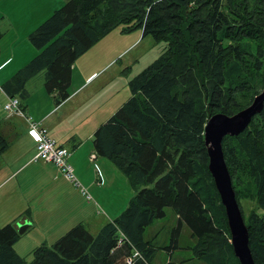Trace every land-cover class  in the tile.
Listing matches in <instances>:
<instances>
[{"label":"trees","instance_id":"obj_1","mask_svg":"<svg viewBox=\"0 0 264 264\" xmlns=\"http://www.w3.org/2000/svg\"><path fill=\"white\" fill-rule=\"evenodd\" d=\"M119 25L165 42L93 136L95 152L136 193L95 235L79 223L51 246H36L29 262L14 249L15 223L0 226V264H114L135 251V264H161L163 255L165 264H241L208 169L204 127L215 113L246 107L264 85V0H67L28 34L38 52L4 91L24 101L25 83L43 71L45 89L62 102L75 60ZM8 142L0 123V154ZM222 150L240 208L243 198L254 202L246 217L241 212L254 262L264 264V107L243 132L223 137ZM169 206L174 227L164 223ZM155 221L163 224L147 236Z\"/></svg>","mask_w":264,"mask_h":264},{"label":"crops","instance_id":"obj_2","mask_svg":"<svg viewBox=\"0 0 264 264\" xmlns=\"http://www.w3.org/2000/svg\"><path fill=\"white\" fill-rule=\"evenodd\" d=\"M40 1L4 0L0 6V26L4 18L8 25L7 32H2L8 40L6 57L0 59V123L9 141L0 154V214L6 223L29 222L27 230L37 226L34 221L43 214V223L54 225L55 242L67 229L82 223L85 212H100L99 198L104 195L109 172L114 178L117 174L93 146L95 130L117 111L119 103L116 72L110 68L116 63L117 48L113 42L101 44L105 36L80 55L72 65L69 96L60 103L45 89L44 72L37 73L25 83L28 96L20 100L21 114L8 112L4 105L10 96L2 85L38 52L28 34L41 23L43 8H34ZM27 117L40 122L51 138L70 150L69 162L81 187L92 189L98 202L92 204L90 195L67 181L53 163L33 160L36 140ZM37 196L39 200L34 199ZM107 213L95 231L117 217L115 211Z\"/></svg>","mask_w":264,"mask_h":264},{"label":"rangeland","instance_id":"obj_3","mask_svg":"<svg viewBox=\"0 0 264 264\" xmlns=\"http://www.w3.org/2000/svg\"><path fill=\"white\" fill-rule=\"evenodd\" d=\"M3 1L4 0L0 1V6L3 3ZM66 1L67 0H49V1L41 0L34 7V8H38V7L43 8L40 9L41 10L40 22L42 23L46 18L50 16V14L53 13L54 10L60 8ZM46 7L48 8L45 9ZM1 24L3 27L0 26V31L7 32L6 31L7 30L6 28L8 26L7 18H4ZM37 26L38 25H36V27ZM123 26L124 25H119L114 29H112L109 33L105 35L106 36L105 40L101 42V44L113 42L114 47L117 48V56L113 60V62L116 61V63L110 67L113 69V71L116 72L115 74L117 76L116 79H114L117 82V101H119V103L117 104V109L119 108L118 106H120L121 102L123 103L130 96L128 81L134 75L139 73L142 69L148 66L151 62H153L157 57H159L165 49L164 41H156L150 35L142 36V30L140 28L125 31L123 30ZM17 30L19 31L20 34L22 33L20 28L18 29L17 27ZM102 38H100L99 40H101ZM7 40H8V35H3L0 41V59L6 57L7 52L5 50V47ZM105 77L108 78L109 75H106ZM67 151H68L67 161L69 162L70 150L67 149ZM105 158L108 159L107 161L112 163L111 164L112 167L116 169V173H117L116 177L114 178L112 173L109 172V182L106 184L104 195H101V197L99 198V203H98L99 206L97 208L100 210V212L95 211V213H93L92 210L90 212H85L82 216V223H80L83 224L88 229L89 232H92L93 235H95L97 232L95 231V228H97L99 224H103L101 223L103 222L102 218H107V214H108L107 212L115 211L116 212L115 216L118 217L126 209L130 199L136 193V191L130 185V182L126 177V175L122 173V171L112 162V160H110L107 157ZM97 177L99 179L98 173H97ZM82 186L84 187L86 193L90 195L89 201H92L91 202L92 204L94 201L98 202L95 196L93 195L92 189H89L84 185ZM80 188H82L81 184H80ZM34 199L39 200V197L37 196ZM240 203L244 216L246 217L249 214L251 208L254 207V202L248 198H243L240 200ZM165 211H166V217L164 223H167L169 227L172 225L174 227L176 225L177 218L172 208L170 206L166 207ZM44 218L45 216L43 214H40L39 219L37 221L36 220L34 221V223L37 226L27 230L29 228L28 226L21 233L19 239L14 244V249L23 258L25 262H29L33 259V254H32L33 249L39 244H41L42 241H45L46 245L48 246H51L54 243V241H52V238L56 233L52 229L54 225H52L51 223H43ZM5 224L7 223L3 221V217L0 214V226H3ZM17 224L18 222L16 223V225ZM162 224L163 223H158L155 221L154 224L148 228L146 232L147 236L153 235L156 232V230L160 228ZM67 230L63 231V233L66 232ZM181 232L182 233L180 238H182L184 241H187L188 232H189L188 228L186 226H183ZM63 233H61V235ZM168 235H169V231L167 229L164 233V236L167 238ZM176 253L179 259L184 256V253L181 250L174 251L173 255H175ZM162 258L163 260L161 264H165L164 262L166 261V256L163 255ZM114 264H126L125 258L118 259Z\"/></svg>","mask_w":264,"mask_h":264},{"label":"water","instance_id":"obj_4","mask_svg":"<svg viewBox=\"0 0 264 264\" xmlns=\"http://www.w3.org/2000/svg\"><path fill=\"white\" fill-rule=\"evenodd\" d=\"M263 107L264 85L246 107L233 114L215 113L207 119L204 127V142L209 159L208 169L225 209L233 252L241 264H255V262L249 247L248 229L224 159L222 139L225 135L234 136L243 132ZM29 224V222H18L16 225L18 233L21 234Z\"/></svg>","mask_w":264,"mask_h":264},{"label":"built area","instance_id":"obj_5","mask_svg":"<svg viewBox=\"0 0 264 264\" xmlns=\"http://www.w3.org/2000/svg\"><path fill=\"white\" fill-rule=\"evenodd\" d=\"M5 109L12 113L21 114L19 107V99L17 97H9L4 105ZM30 131L34 134L36 140V154L33 158L35 161H44L53 163L58 171L74 186L80 187L72 165L67 161L68 151L61 144L57 143L55 139L47 134V130L40 125V122L32 120L30 117L26 118ZM95 155L93 154L92 157ZM83 193L86 191L81 188ZM141 254L135 251L131 255L125 257L127 264H135L136 259L140 258Z\"/></svg>","mask_w":264,"mask_h":264},{"label":"bare ground","instance_id":"obj_6","mask_svg":"<svg viewBox=\"0 0 264 264\" xmlns=\"http://www.w3.org/2000/svg\"><path fill=\"white\" fill-rule=\"evenodd\" d=\"M249 125V124H248ZM222 203V202H221ZM230 242H231V237H230Z\"/></svg>","mask_w":264,"mask_h":264}]
</instances>
